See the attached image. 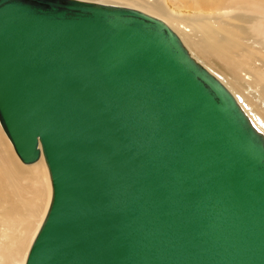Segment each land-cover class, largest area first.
Masks as SVG:
<instances>
[{
	"label": "water",
	"instance_id": "obj_1",
	"mask_svg": "<svg viewBox=\"0 0 264 264\" xmlns=\"http://www.w3.org/2000/svg\"><path fill=\"white\" fill-rule=\"evenodd\" d=\"M0 126L51 183L24 264H264V133L162 18L0 0Z\"/></svg>",
	"mask_w": 264,
	"mask_h": 264
},
{
	"label": "bare ground",
	"instance_id": "obj_2",
	"mask_svg": "<svg viewBox=\"0 0 264 264\" xmlns=\"http://www.w3.org/2000/svg\"><path fill=\"white\" fill-rule=\"evenodd\" d=\"M125 1L148 13L154 10L151 14L167 21L196 59L192 47L209 62L213 59L224 65L233 81H224L221 74L197 59L232 91L252 123L264 133V0H221L216 7L208 6L209 0H194L213 13L194 17L191 22L165 16L163 12L172 14L160 6V0ZM235 10L248 12L249 19L244 21ZM246 85L252 86L249 94ZM18 158L9 138L0 132V244H7L15 252L12 264H24L51 194L43 156L23 162L34 164L28 167L22 166ZM6 256L0 250V260Z\"/></svg>",
	"mask_w": 264,
	"mask_h": 264
},
{
	"label": "rangeland",
	"instance_id": "obj_3",
	"mask_svg": "<svg viewBox=\"0 0 264 264\" xmlns=\"http://www.w3.org/2000/svg\"><path fill=\"white\" fill-rule=\"evenodd\" d=\"M95 1H102V2H111V3H118V4H123V5H128V6H131L127 1L125 0H95ZM152 1V0H151ZM162 1L160 6L168 13H171L172 15H168V14H165L163 12V14L165 16H168V17H172L174 18V16L178 17L181 21H189L191 22L192 19L194 17H199V15L201 16H204V15H211L213 12L212 11H205V9L208 7V6H211V7H216L219 2H221V0H209V5L208 6H201L198 2H194V0H160ZM138 6V5H137ZM135 7V6H134ZM138 8V7H136ZM140 9V8H139ZM236 13H240L238 16L242 15L240 18H242L244 21H247L249 19V13L248 12H245L243 13L244 11L242 12H238V10H235ZM149 13H155V11H149ZM203 13V14H202ZM243 13V14H242ZM174 15V16H173ZM198 15V16H197ZM248 17V18H247ZM167 22V21H166ZM170 25V24H169ZM243 42H247L245 39L242 40ZM194 55L197 57V59L199 61H201L203 64L209 66L210 68H212V70L216 73H218L220 76H222L221 78L228 82L229 80L230 81H233L234 80V77L232 76V73L229 72L225 67L224 65H222L221 63H219L218 61H214L213 59H210V62L205 59L197 50H194V48L192 47L191 48ZM264 52V51H263ZM213 64H212V63ZM211 65V66H210ZM216 69V71H215ZM231 88L234 90V87L231 86ZM252 88L251 85H246V87L244 88L245 91L249 94L250 93V89ZM257 88H254L253 87V90H255ZM0 132L4 135V131L3 129L1 128L0 126ZM7 138V136H6ZM13 147V146H12ZM19 161V163L22 165V166H32L34 164H24L21 160H19V158L17 159ZM25 221H22L20 222L22 225ZM15 234L18 233V231H15L14 232ZM7 244H0V250L1 252L2 251H5L6 253V258L0 260V264H12V261L14 260L15 256L13 255L15 252L13 251L12 248L8 249L7 248ZM27 250V247H25L24 249V253L26 252Z\"/></svg>",
	"mask_w": 264,
	"mask_h": 264
}]
</instances>
